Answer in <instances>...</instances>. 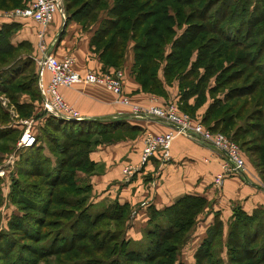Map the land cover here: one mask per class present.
<instances>
[{
	"label": "trees",
	"instance_id": "1",
	"mask_svg": "<svg viewBox=\"0 0 264 264\" xmlns=\"http://www.w3.org/2000/svg\"><path fill=\"white\" fill-rule=\"evenodd\" d=\"M25 1L0 0V9ZM62 4L64 20L93 21L99 10L105 11L89 44L103 64L119 67L131 40L132 73L144 91L165 95L164 85L175 76L181 107L190 110L194 105L187 106L186 99L195 95L196 105L200 101L197 96H203L209 78L213 77L208 89L221 88L222 98H213L207 104L201 121L211 130L227 132L237 141L264 181V0H111L109 4L107 0H62ZM214 6L213 14L210 9ZM173 23L181 26L179 33L172 30ZM15 25L12 21L0 24V61L5 65L1 69L15 66V72L4 78L2 91L25 115V110L34 108L33 99L38 100L40 107V93L37 72L32 70L29 41L15 44L9 41ZM167 43L169 49L164 52ZM21 48L28 52L17 56ZM13 51L17 53L11 57L8 53ZM27 69L31 73L23 74ZM20 74L23 75L18 78ZM23 93L29 100L17 99ZM100 119L44 117L40 133H35L36 142L26 146L20 155L22 163H29L31 168L37 165L43 174L47 196L41 198V212L51 202L73 207L71 202L77 204L86 198V206L70 220L57 222L61 227L37 248L12 239L13 244L6 250L14 252L2 264H23V260L25 264H36L40 259L43 264H184L178 259V252L207 199L200 194L185 193L162 208L148 205L141 237H125L130 217L128 204L113 200L94 206L87 201L90 184H78L76 171L91 170L92 161L87 154L96 143L133 135L141 128L118 115L105 121ZM40 140L51 142L47 147L53 157L45 156ZM71 191L81 196L69 200L67 193ZM26 216L29 214L18 219L25 222ZM25 223L22 228L23 224L29 226ZM97 225L103 226V230H89ZM62 227L66 231L62 232ZM221 234V221L214 212L212 222L193 251L194 264H264V208L257 207L249 213L240 206L232 208L223 239L225 261L219 255L221 247L215 256ZM29 237L36 239L37 234ZM25 251L31 254L26 256ZM49 255L54 260H48Z\"/></svg>",
	"mask_w": 264,
	"mask_h": 264
},
{
	"label": "crops",
	"instance_id": "2",
	"mask_svg": "<svg viewBox=\"0 0 264 264\" xmlns=\"http://www.w3.org/2000/svg\"><path fill=\"white\" fill-rule=\"evenodd\" d=\"M104 15L105 11L99 10L93 21L82 22L76 18L64 20L60 13L56 12L52 20L42 27L28 17H8L0 14V24L11 21L16 24L14 31L9 35L11 43L20 40L29 41L35 70V57L40 52L39 43H41L46 46L47 52L56 57L72 56L73 69L83 72L102 70L110 66L103 64L97 52L89 44L98 20ZM39 31L41 36L38 35ZM132 62L133 55L129 46L126 47L119 66L123 71L122 90L129 100L143 106L163 102L165 96L140 88L132 73ZM48 77V71L43 70L41 83L45 84ZM165 89L167 95L177 97L174 82L165 85ZM58 91L82 118L99 117L102 118L100 120L105 121L106 118L118 115L141 128L133 135L96 143L87 154L92 161L91 170L76 171L78 183L90 184L89 200L94 206L100 207L113 200L128 204L130 217L124 229L125 237L131 239L141 237L148 218V205L162 208L185 193L200 194L207 199V204L197 214V221L191 227L190 237L180 251L183 257L180 260L184 264H189L184 256L190 254L193 258V251L205 235L206 227L212 222L214 212L221 221V235L224 239L234 206H240L248 213L257 207L264 208V181L261 180L248 156L244 155L243 170L223 175L221 182L216 184L214 177L221 171L224 160L221 152L207 142L176 132L171 138L167 159L163 160L152 155L143 164H139L143 134L147 131L164 132L169 128V124L156 118L133 116L129 113V107L115 102V95L100 83L74 82L59 86ZM20 100L27 101L29 98L22 95ZM37 101L33 99L32 103L38 108ZM207 103L206 99L195 109V113L202 115ZM128 165H134L136 168L132 174L125 175L123 169Z\"/></svg>",
	"mask_w": 264,
	"mask_h": 264
},
{
	"label": "rangeland",
	"instance_id": "3",
	"mask_svg": "<svg viewBox=\"0 0 264 264\" xmlns=\"http://www.w3.org/2000/svg\"><path fill=\"white\" fill-rule=\"evenodd\" d=\"M230 1V0H228ZM111 0H107V4H109ZM17 5V6H21ZM16 7V6H14ZM13 8V7H12ZM0 9V14H2V11H9L10 9ZM216 6L212 7L210 9L211 13H215L214 9ZM171 14H173L171 12ZM181 26L177 27L173 23L172 30H174V33H179ZM15 44V43H12ZM132 41L128 40L127 46L131 48ZM169 49V43L165 44L164 46V52H166ZM132 50V48H131ZM28 51L26 48L18 49L17 51H13L11 53H8L11 57H14L17 53V56H20L21 53L26 54ZM194 52V51H193ZM30 54V53H29ZM33 60L32 70H35V64H34V58L30 54ZM192 57V56H191ZM5 66L4 63L2 64L0 61V264L5 262L6 258L10 259L12 251H7L6 249L11 247L12 239L13 242H28L27 244L29 246H33L34 248H37L40 246V244L48 242V238L52 235V232L54 230H58V228L61 227L62 224H58L57 222L64 223L68 220H70L79 210L81 207L86 206V198L85 200L80 201V203H77L75 201L74 203L71 202L70 204L73 207H68V205H62L58 204L57 202H51L45 212H41L40 206L43 205V202L41 201V198L47 196L46 194V186L43 185V174L38 170L37 165H31L29 163H22L21 160V154L25 152V147H16V139L22 132L23 128L25 126H29V129H31L36 134L40 133V127L42 126L44 122V117L46 115H52L50 113H46L45 110H43L41 107L32 108V110H25V115L21 114L17 108H15V105L7 99V96L2 91V88L5 87V85H2L4 83V78H7V76L13 74L15 72V66L12 69H1V67ZM31 73L30 69H27L26 71H23L24 73ZM160 74V70L158 71ZM23 74H20L18 76L21 77ZM173 78L169 83H166L165 85H170L171 83H175L177 88V97H173L170 95H167V90L165 89V100L161 102L162 104H172L175 106L176 110L178 112L186 113L192 120V122H198L201 123L203 126L209 128L205 123L201 121V115H198L195 113V109L201 105L205 100L207 99L208 103L213 98H222L223 90L221 88H216L213 91H209L208 87L213 84V77L209 78L208 80V87L205 89L203 96H197V98H200V103L198 102L195 105L196 97L195 95L190 96L191 101H188L186 99L185 104L187 106L194 107L190 110H187L185 108L181 107V102L178 98V80L175 78V76H172ZM5 84V83H4ZM164 85V87H165ZM22 95L27 96V94H19L17 99H20ZM160 103V104H161ZM207 103V104H208ZM26 111L28 113H26ZM204 111V110H203ZM55 116V115H53ZM58 117V116H57ZM210 129V128H209ZM211 130V129H210ZM212 131H218L223 133L224 135L230 137V135L227 132L220 131V130H212ZM60 138H62V135L60 132L56 131ZM55 134V133H53ZM235 141L234 139H232ZM44 146L43 153L45 156L53 157L54 155L48 150L47 145H51V142H48L46 144L45 140H40ZM237 144L238 142L235 141ZM239 145V144H238ZM240 147V154L243 157L244 164L245 159L244 155L248 156V154L243 150V148ZM77 148V147H71V149ZM38 154L37 151H34ZM249 158V156H248ZM53 159V158H51ZM249 161L250 158H249ZM80 185L84 183H78ZM17 185H20V188H17ZM68 199L73 200L76 198V196H81V193L71 191L67 193ZM87 201L89 200V195ZM90 210H94L93 207H88ZM54 210V211H52ZM25 218V222L29 224V226H25L23 224V228L21 226L22 223L18 219V216L20 215H28ZM40 219H42L41 223L38 222ZM53 220V221H52ZM25 223V224H26ZM108 227V226H107ZM94 228H101V231L103 230V226L97 225L92 228H89V230ZM98 230V229H96ZM28 231L29 233H26ZM30 231L32 233H30ZM61 231H66L65 228H61ZM55 232V231H54ZM96 232V231H95ZM18 234H21L20 236ZM23 234V235H22ZM28 234V235H27ZM33 234H37L36 239H31ZM190 237V234H189ZM187 238V240L189 239ZM186 240V241H187ZM185 241V242H186ZM13 244V243H12ZM184 245V244H183ZM182 245V246H183ZM10 246V247H9ZM14 247V246H13ZM221 247V250H220ZM224 247L223 245V238L215 245L216 248V255L219 252V255L223 258V261L226 260L225 252L222 250ZM6 250V251H4ZM181 248L178 252V259L183 258L180 254ZM26 256H29L31 254L30 251H25ZM46 259V258H45ZM184 259L189 262V264H194V259L191 258L190 254L187 256H184ZM4 260V261H3ZM43 259H40L36 261V264H43ZM48 260L52 261L54 260L53 255H49ZM18 263H20L18 261ZM8 264H13V262H9ZM23 264H25V261L23 260Z\"/></svg>",
	"mask_w": 264,
	"mask_h": 264
},
{
	"label": "built area",
	"instance_id": "4",
	"mask_svg": "<svg viewBox=\"0 0 264 264\" xmlns=\"http://www.w3.org/2000/svg\"><path fill=\"white\" fill-rule=\"evenodd\" d=\"M59 12L64 18L62 0H26L21 6L9 11H2L8 17L23 16L46 26ZM41 36V31L38 32ZM40 52L35 57L38 77V90L40 93V107L52 115L63 119H80L79 113L72 108L58 91L59 86L70 85L74 82L100 83L108 88L114 95V101L127 105L129 113L136 117H150L159 119L169 128L164 132H145L143 143L139 152L138 163L143 164L150 156L161 159L169 157V144L176 132L187 134L195 139L207 142L217 148L224 157L222 169L214 177L219 184L223 175L238 172L244 168V160L240 154L239 145L231 137L218 131H212L201 123L192 122L191 118L183 112H178L172 104H150L147 106L133 103L122 90L123 71L119 67H107L102 70H85L77 72L72 67L73 58L70 55L56 57L46 51V46L39 43ZM43 70L48 71L47 82L41 83ZM36 142L35 132L25 126L16 139V147H26ZM136 166L128 165L123 169L125 175H130Z\"/></svg>",
	"mask_w": 264,
	"mask_h": 264
},
{
	"label": "water",
	"instance_id": "5",
	"mask_svg": "<svg viewBox=\"0 0 264 264\" xmlns=\"http://www.w3.org/2000/svg\"><path fill=\"white\" fill-rule=\"evenodd\" d=\"M81 118H82V117H81ZM81 118H80V119H81Z\"/></svg>",
	"mask_w": 264,
	"mask_h": 264
}]
</instances>
